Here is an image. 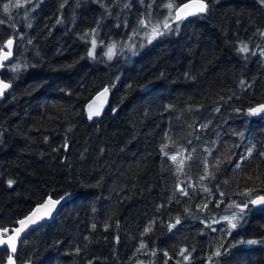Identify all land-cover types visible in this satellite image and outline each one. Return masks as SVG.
Returning a JSON list of instances; mask_svg holds the SVG:
<instances>
[{"label": "trees", "instance_id": "trees-1", "mask_svg": "<svg viewBox=\"0 0 264 264\" xmlns=\"http://www.w3.org/2000/svg\"><path fill=\"white\" fill-rule=\"evenodd\" d=\"M186 1L0 0V50L15 40L1 73L0 230L69 194L0 264H264V206L231 234L213 223L264 196V115L248 114L264 104V0H205L174 22ZM165 18L174 30L149 43ZM105 88L110 105L90 120Z\"/></svg>", "mask_w": 264, "mask_h": 264}, {"label": "snow or ice", "instance_id": "snow-or-ice-1", "mask_svg": "<svg viewBox=\"0 0 264 264\" xmlns=\"http://www.w3.org/2000/svg\"><path fill=\"white\" fill-rule=\"evenodd\" d=\"M12 6L13 7H20L21 5L19 3H16ZM9 7H10V4H8V3H5L3 5V10L5 13H7L9 11ZM166 7L168 9H172L173 6L171 4H169ZM193 7L195 9L194 11H188V9H191ZM207 9H208V5L206 3H204L203 0H201V2L196 4L195 6H193L190 3H183L182 7H179L175 10L174 16H173L172 12L170 11L169 17L174 22H179V21L186 19L188 16L198 15V14L204 13L207 11ZM0 23H3V21L0 20ZM150 24H151L150 19L149 20L141 19L139 21V25H140L141 29H148ZM161 27L164 29V31H161ZM173 30L174 29L172 27V24L169 23V18H165V21L162 23V25L160 23H157V24L151 26L150 33L148 31H146V33H145L146 39L150 43L157 36L164 35L166 32H170ZM135 34L136 33L134 32V35ZM90 35H92V33H85L84 36L81 38L86 39ZM12 44H13V40L9 39L7 41L6 46L10 49ZM96 47H97L96 38L93 37L91 40L92 51L88 52V55L93 56ZM114 48H115V44L111 45L108 48V53H107L108 59H112V54H113ZM0 51H2V50H0ZM239 51L242 53H248L249 48L246 44H242L241 47L239 48ZM253 54H255V53H253ZM260 54L264 55V51H261ZM11 55H12L11 51L3 52V54L0 55V68L4 67L3 61H8L9 58L11 57ZM20 70L21 69H20L19 65H16L14 68L11 69V71H14V72H18ZM10 87H11V85L9 83H4L3 81H0V95H3L4 91L6 89H9ZM105 92H107V89H105ZM89 107L91 108V105ZM260 113H264V105H260L258 108H251L248 110L249 115H258ZM99 114H100L99 111H96V112L89 111L88 118L92 119L93 115H99ZM165 147L166 146H162L161 151L164 152L165 156H167L168 155L167 152L164 151ZM170 159L175 161L176 156H171ZM205 170L207 171V169H205ZM13 183H14L13 180H9L8 181L9 187H11L13 185ZM205 190L207 191V189H205ZM179 191H181V193L183 195H187V192L184 189L181 188V189H179ZM67 195H69V194H65V196L61 197L59 200H52L51 198H49L48 201L45 202V204L40 206V208L36 209L32 214H30L29 216L20 220L18 222L20 226L13 229L12 232L14 234L7 235L6 239H5L4 235L0 234V247L5 248V249H10L12 253H15L16 252L17 238L20 236V234L22 232H24L25 229L29 227V225L35 224V223H37L38 220H42L45 217L50 216L52 209H54L57 204H59L62 200H64ZM221 195H223V194H221ZM242 204H243V206L233 202V204L230 205L229 207H235L239 211L233 212V214L231 216L221 217L220 221L214 220L213 223L219 224L221 221H226L227 222L226 231L228 232V234H231L232 230L236 229L238 224L242 222L244 215L246 213V210L249 208L250 205H262V206H264V196H259L256 199L248 201L247 203L242 202ZM203 208H207V205H204ZM41 209H44L42 214H41ZM179 223H180V220L177 219L176 224H179ZM93 227H95V225H93ZM173 227H175V225H169L170 229ZM206 227L210 228L212 231H216V229L212 228L211 225H206ZM150 230H151L150 228L145 229V233L149 232ZM9 231L10 230L8 228H5V229H3V234L9 233ZM241 243H247V244L251 245V244H256L257 241L248 240V241H241ZM140 247H141V249H143L146 247V245H144L142 243ZM77 251H79V250H77ZM184 251H186V250L181 251L182 255H183ZM225 251H227V249ZM165 255H167V253H165ZM214 255L219 256V255H221V253L219 250H216L214 252ZM184 259L188 260L189 256H184ZM7 264H14V259H13L12 255L8 256Z\"/></svg>", "mask_w": 264, "mask_h": 264}, {"label": "water", "instance_id": "water-1", "mask_svg": "<svg viewBox=\"0 0 264 264\" xmlns=\"http://www.w3.org/2000/svg\"><path fill=\"white\" fill-rule=\"evenodd\" d=\"M201 0H188L184 3H190L192 4L193 6H195L196 4L200 3ZM204 3L207 4V2L205 0H203ZM183 3L181 5H179V7H182ZM178 7V8H179ZM194 7L191 8V9H188V11H194ZM205 13V12H204ZM202 14V13H201ZM200 14L198 15H192V16H188L186 19L182 20V21H189L193 18H195L196 16H199ZM13 40V44L11 46V48L9 49L8 47L6 49H3L2 51H0V55L3 54V52H7V51H11L12 55L11 57L9 58L8 61H3V64H4V67L3 68H0V81H3L4 83H9L11 85V87L9 89H6L3 93V95H0V102H2L5 98V95L7 92L11 91L12 90V84L10 82H7L5 81L3 78H2V71L6 68L7 64H10L13 62L14 60V46H15V40L13 38H11ZM107 89V88H105ZM105 89L101 90L100 92H98L86 105V114L88 116V113L89 111H92V112H96V111H99V115H93L92 119L90 120H96L98 119L99 117L102 116L103 112L105 111L106 108H108V106L110 105V101H111V97H110V93L107 89V92H105ZM91 105V108L89 107ZM260 105H264V104H259L257 105L256 107L254 108H258ZM264 115V113H260L258 115H254L256 117H262ZM51 198L52 200H59L60 198H54V197H48L47 199H45L42 203L38 204L29 214H27L26 216H24L22 219H24L25 217L29 216L30 214H32L36 209L40 208L41 205L45 204L46 201H48V199ZM66 202V199L62 200L59 204H57L55 206L54 209H52L51 211V215L50 216H47L45 217L44 219L42 220H38L37 223L35 224H32V225H29L28 228L25 229L24 232H22L20 234V236L17 238V243H16V250L18 249V246L20 244V242L27 236L28 233H30L32 230H34L35 228L37 227H40L50 221H52L58 214L59 212L61 211V209L63 208L64 204ZM259 207H262V205H258ZM44 209H41V214L43 213ZM20 219V220H22ZM19 220V221H20ZM18 221V222H19ZM16 223V225H13L11 227H8V229L10 230L9 233L7 234H3V230H0V234L4 235L5 236V239L7 238V235H12L14 234L12 232L13 229L19 227V223ZM1 249H5V248H2L0 247ZM10 250V249H9ZM11 251V250H10Z\"/></svg>", "mask_w": 264, "mask_h": 264}]
</instances>
